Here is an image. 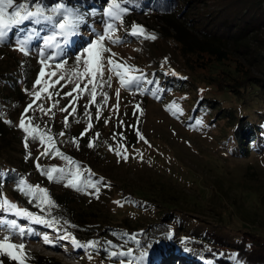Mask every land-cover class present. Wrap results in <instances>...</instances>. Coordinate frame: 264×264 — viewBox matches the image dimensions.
I'll return each instance as SVG.
<instances>
[{
  "label": "rangeland",
  "instance_id": "rangeland-1",
  "mask_svg": "<svg viewBox=\"0 0 264 264\" xmlns=\"http://www.w3.org/2000/svg\"><path fill=\"white\" fill-rule=\"evenodd\" d=\"M225 1L180 0L181 9L172 16L128 11L123 16V24L117 22L114 34V38L120 37L123 43L113 45L105 41L110 52L103 53L104 79L112 77L111 87L98 88L97 92L106 93L109 97L104 114L106 121L118 120L122 114L124 118L132 117L137 105L142 108L144 118L143 141L119 150L120 157L116 151L109 152L102 169L87 172V177L99 188V192L90 193L85 201L90 217H97L100 227L108 225L109 221L124 224L126 221L130 226L125 227L136 238L132 243L135 250L131 249V256L111 259L108 264H121V260L126 264L127 261L132 264H211L205 257V248L192 245L206 243L201 240L205 232L215 233L229 241L239 235L264 245V146L256 145L249 151L248 143L239 142L232 135L231 120L227 118V123L226 119L216 117L224 111L234 112L242 101L233 95L234 90L228 84L231 77H238L242 70H250L253 76L264 80V76L256 71L257 60L252 57L258 58L259 51L261 55L264 52V27L249 31L239 39H233L227 30L225 34L219 29L211 30L209 24H214L212 22L219 13L222 17L233 14L236 1L230 0L222 5ZM89 5L96 10L91 17L95 23L94 32L102 34L107 20L103 14L108 7L107 0H89ZM261 7L264 8V0ZM190 8L194 9L192 17L198 22L205 21L204 17H207V34L211 32L216 38L222 37L219 38V48L226 56L223 64L206 70L196 64L195 56L183 58L179 46L171 39L172 35L179 34L187 45L199 43L198 33L181 20V15ZM133 24L143 27L142 36L127 34ZM166 27H169V35L165 34ZM200 28L202 30L203 27ZM84 34L85 40L80 39L77 50L83 48L81 56L87 59L84 48L95 36L89 31ZM153 35L155 40L150 38ZM13 52L19 53L16 49ZM76 57L67 60L65 66L68 71L43 66L44 78H49L48 74L53 70L64 75L74 69L82 72V63L75 65ZM109 57L117 64L126 63L139 70L129 74L142 72L155 83H143L144 94H140L135 86L121 88L119 77L107 71ZM173 72L176 75H172ZM56 78L51 77L53 80ZM87 79L85 77L83 82L86 83ZM204 87L209 90L202 95ZM152 91H156V96ZM223 92L225 94L222 95ZM252 92L253 89L249 93ZM218 94L226 95V100L218 98ZM204 102L211 105L207 113L196 108L197 105L201 108ZM168 106L171 110H166ZM261 142L264 144V136ZM41 149L39 145L32 148L36 155ZM125 155L128 157L126 160L122 158ZM164 213L173 215V224H168L167 215L160 218ZM3 219H17L22 226L27 224L52 240H56L58 234L70 233L60 229L58 233L56 227L49 229L39 224H28L0 210V220ZM6 234L0 230V240ZM11 242L18 245L21 240L14 237ZM25 250L40 258L51 259L55 264H93L96 259L89 249L74 248L69 240L60 241L59 246H51L45 245L39 237H28ZM141 252L146 255L142 261H137ZM6 258V254H0V259L6 261Z\"/></svg>",
  "mask_w": 264,
  "mask_h": 264
},
{
  "label": "trees",
  "instance_id": "trees-1",
  "mask_svg": "<svg viewBox=\"0 0 264 264\" xmlns=\"http://www.w3.org/2000/svg\"><path fill=\"white\" fill-rule=\"evenodd\" d=\"M179 1L132 0V3L127 5V7L129 8V12L140 11L147 15L160 13L172 16L181 9ZM229 1L226 0L222 5L228 4ZM234 1L236 3L232 9L233 14L231 17H222L221 13H219L218 16L221 15L222 18L218 16L214 18L212 22L214 24H209L211 30L219 29L224 34V31L227 30L231 32L233 39H239L244 34H248L249 31L253 32L260 29V27H264V8L261 7L262 0ZM14 2H24V0H14ZM32 2L33 7L30 10L35 9V0H32ZM42 2L47 7L54 6L59 2L68 7L78 9L85 14V23L81 25L80 35L70 38L66 46L63 44L62 39L59 36L57 37V40L61 42L65 51L61 56L50 61L49 64L40 63L39 49L43 47V40L40 38L35 39L31 43V52L28 56H24L20 51L18 54L13 52V49H16V29H13L9 33V40L7 42L0 44V194L10 202H14L19 208L37 213L50 221H58V223L54 224V227L69 231L83 244L88 241L97 242L95 249H89L91 255L96 256L93 264H108L111 262V259H123L112 257L110 255L111 252L127 249L135 250L134 246H132L134 240L132 239L131 232L125 227V225L130 226L128 222L125 221L124 224L121 221H109L108 225L100 227L98 218L90 217L85 201L88 195L96 193V190L87 187V183L89 181L92 183L96 182L87 177V172L102 169L109 157V152L115 151L110 150V148L121 150L122 148L131 147L139 143L140 139L136 135V132L138 130L142 134L143 110L139 107V109L134 110L130 118H124L122 114L118 117V120L109 123L107 121L105 123L104 114L108 106V94L106 102L104 95L99 92H97L95 104L89 103L91 97L88 95L80 96L73 101V97L77 96V93H73L71 97L64 96L63 93L71 92L74 85L68 83L67 80H61L55 88H49V91L53 93L58 91L61 95H53L52 99H47L46 95L42 93V101H37V104H42L45 110L51 107V113L45 115L36 108V105L33 106L34 110H30L28 113L32 117L33 123L39 126V131L46 133V135L43 145L37 141H29L28 151L31 152V157L27 160L25 159V133L19 129L18 125L21 114L24 113L26 106L33 100V96L30 93L40 87H48L49 85V78L41 77V85H37L36 89L33 87L39 77L41 68L46 65L55 68L56 63H61L62 66L57 70L68 71V68L65 66L68 64L67 60L72 56H81L83 53V48L80 51L77 50V47L81 43L80 39H83V42L85 40L84 32L89 31L92 34L95 31V23L91 17L96 10L90 8L89 0H42ZM85 5H88V7L85 8ZM193 10L190 8L188 12L182 14L181 20L198 33L200 37V39L198 38L199 43L197 45H187L186 41L179 34L172 35L171 39L179 46V52L183 58L193 55L195 56V60L198 61L196 64L199 63L198 65L202 68L209 70L214 65L223 64L226 60L224 52L219 48V38L222 37L216 38L215 35L210 34L211 32L207 34L205 32L206 23L208 22L207 17H204L205 21L198 22L195 17H192L194 14ZM21 27L23 29L20 31L21 37L25 36L32 28H39V26L33 25L30 22H25ZM200 27H205V30L203 28L201 30ZM168 30L169 27H166L164 30L166 35H169ZM49 34H51L50 31H42L40 33L41 37ZM78 51L80 52L77 53ZM52 53L53 49L46 51L47 55H52ZM259 53L258 58L253 55L252 57L257 60L258 67L256 71L259 75L264 76V52L262 55L260 51ZM76 63L80 64L75 60V65ZM159 63L163 62L160 61ZM230 80L231 83L228 84L234 90L233 93L235 94L233 95L240 97L242 101L234 108V112L224 111L216 117L226 119L227 123H229L227 118L231 120L233 123L232 135L239 142L244 141L248 143L250 146L249 151L256 145L262 148L264 146L263 142H261L264 136V80L253 76L250 70H242L241 74H238V77H231ZM84 83H81V88H83ZM61 85H64V87H61ZM89 88L91 87L89 86ZM203 89L202 95L207 94L209 88L204 87ZM251 89H253V92L249 93ZM223 94L225 93L223 92ZM222 95L218 94V98L226 100V95ZM56 100H59V104L52 107ZM73 103L77 111L73 115L68 116V127L65 128L64 117L68 113L61 112L59 109L69 106V111H71ZM85 105H87V116L85 115ZM201 105V108L198 105L196 108L200 109L202 113H207L211 107L210 103L208 106L207 102ZM97 109L100 112L99 119L96 118ZM131 118L132 121H130ZM89 122L93 125L92 129L84 137H80V133L84 131ZM49 129L50 131H48ZM60 132H64L65 135L60 136ZM97 134L99 135L97 136ZM114 134L116 135L114 136ZM120 134H123L122 139ZM48 135L53 137L52 143L55 145V148L59 149L65 157L70 158L74 162V165L69 164L68 160L62 159L59 156L51 155L42 156L37 161L36 157L40 153L36 155L33 153L32 148L35 145H39L42 148V152L45 148L50 147L51 145L47 140ZM74 139L76 140L75 143L73 142ZM90 141L93 143V147L91 148L88 147ZM37 163L44 169L53 166L65 169L63 173L64 179L50 182L46 175L41 174L37 170ZM73 172L79 173L77 181L83 191L65 187L68 180L72 178L70 174ZM60 175L61 173H54V176ZM21 179L27 185H39L41 188L46 189L48 197L52 201V206H44V211H41V208H38L36 203H29L28 197L17 189V185ZM166 215L168 218H166ZM164 217L167 219L169 225L175 221L173 215L171 216L168 213H164L160 218L163 219ZM65 221H67V224L64 223ZM96 225L99 226L98 229ZM131 228L133 227L131 226ZM201 240L206 243H192V245L197 248H205V257L211 264H234L231 259L233 254L238 256L242 264H264V245H260L257 242L254 243L250 238L238 235V238L229 241L215 233L205 232ZM209 244L211 247H209ZM28 253L31 254V258L27 261V264H55L52 263L53 260L51 259H43L31 252ZM6 259V261L0 259V264H16V261L12 260L9 256Z\"/></svg>",
  "mask_w": 264,
  "mask_h": 264
},
{
  "label": "snow or ice",
  "instance_id": "snow-or-ice-1",
  "mask_svg": "<svg viewBox=\"0 0 264 264\" xmlns=\"http://www.w3.org/2000/svg\"><path fill=\"white\" fill-rule=\"evenodd\" d=\"M132 3V0H107L108 7L104 10V16L107 18L105 21V26L102 34H97L94 31L92 34L95 36V39L89 40L87 46L84 48V53L88 54V58L85 59L82 56H77L76 61L78 63H82L83 71H76L75 69L72 73L64 75L60 74L57 71L53 70L49 75V85L48 87H40L39 89L30 93L33 96V100L26 106L24 113L21 114L19 129H21L24 133V146L26 149L25 159H29L31 157V152L29 149V141H37L41 145L45 142L46 133H41L39 131V126L33 123V119L28 115L30 110H34L33 106L36 105L41 112L45 115L51 113L52 108H48L45 110L42 107V104H37V101H42V93H44L47 99H52L53 95H61L60 92H51L49 88H55L57 84L61 80H67L68 83L73 84L71 92L63 93L64 96L71 97L73 93H77V96L73 97V101L78 99L80 96L88 95L91 97L89 103H96V95L97 89L103 88L104 86L111 87V79L109 76L106 80L104 79V63H103V53L110 52V49L105 46V41L110 42L113 45L123 43V40L120 37H115L114 34L117 30V22L119 24H123V16L126 15L129 11L127 5ZM33 7L32 0H24V2H14V0H0V44H4L9 40V33L13 30H17V37L15 40V48L20 51L24 56H28L31 52L30 45L31 43L40 38L43 40V47L39 49V55L41 57V64H49L50 61L55 60L57 57L61 56L65 48L61 45V42L57 40L59 36L63 44L66 46L72 37H76L80 35L81 25L85 23V14L79 11L78 9H74L72 7H68L63 3L57 2L54 6L47 7L43 5L42 0H35V9L30 10ZM47 13V14H46ZM25 22H30L33 25L39 26V28H32L27 34L23 37L20 36V31H22V25ZM42 31H50L51 34L44 35L41 37L40 33ZM131 36H142L143 35V27L133 24L131 30L127 33ZM155 40L156 37L153 35L150 37ZM48 49H53L52 55H47L46 51ZM112 55H115L114 53ZM66 63V62H65ZM50 66V65H49ZM61 63H56L55 68L59 69L61 67ZM123 68L125 71L121 72L120 69ZM107 71L110 73H114L119 77L120 87L124 89H131L135 86L140 94H144V89L142 87L143 83H147L149 85L154 84L153 80L147 79L142 72L139 75H131L129 73H134L139 71L133 66H129L126 63L121 65L117 64L113 61L111 57L108 58V68ZM45 69L42 67L40 70L39 77L34 83V89H36L37 85H41V77L45 76ZM172 75H176L174 72ZM51 77H57L56 80H52ZM87 77V82L84 83L83 88H81V83L84 81V78ZM89 85H92L89 88ZM64 87V85H61ZM153 96H156V91H152ZM119 95V90H117V96ZM159 98V97H157ZM104 100L107 101V94H104ZM59 104V100H56L52 107ZM85 107V115H88L87 105ZM139 105L137 108L139 109ZM61 112H67L68 115L64 117L65 120V128L68 127V116L76 113L77 109L75 104L71 105V111H69V106H65L59 109ZM166 110H171V106H168ZM179 111V109H177ZM175 114V113H173ZM96 118H100L99 109L96 110ZM79 122V121H77ZM107 123V121H105ZM197 124H200V121H197ZM93 125L91 122L87 124L84 131L80 133V137H84L86 133L92 129ZM50 131V129L48 130ZM60 136H64V132L59 133ZM99 134H97L98 136ZM116 134H114L115 136ZM136 135L140 140H144V137L137 130ZM121 139L123 138V134H120ZM47 140L51 145L48 148H45L40 155L36 157L37 161L42 156H59L62 159L68 160L69 164H73L70 158L65 157L63 153L59 151V149L55 148V145L52 143L53 137L51 135L47 136ZM75 143L76 140L74 139ZM146 143V141H145ZM88 147H93V143L90 141ZM115 150L116 155L118 157L121 156V153L118 149ZM123 159H127V155L122 157ZM36 168L41 174L47 176V179L52 181L63 180V173L65 169L57 168L55 166L50 167L48 169L42 168V166L37 163ZM54 173H61L60 176H54ZM71 179L65 184V187H70L78 191H83V189L79 186L77 181V177L79 175L78 172H73L70 174ZM87 187L94 188L96 192H99V188L96 183H92L89 181L87 183ZM17 189L21 191L26 197L29 199V203H36L38 208H41V211H44V206H52V201L48 197L47 190L41 188L39 185H27L26 182L21 179L17 185ZM116 203H120L117 201ZM0 210L5 213H11L15 217L19 219H23L28 222V224H39L43 225L49 229L54 227V224L58 223V221H50L45 219L44 216H41L37 213H33L24 208H19L15 203L10 202L7 198H4L2 194H0ZM67 224V221L64 222ZM0 230L5 231L7 234L0 240V254H6L12 260L16 261V264H27V261L31 258V254L25 250V240L28 237H39L45 245L51 246H59L60 241L69 240L74 248H84V249H95L97 247V242L88 241L84 244H81L71 233L64 232L63 234H58L56 240H52L49 238L47 234L41 235L36 232L35 229L28 227L27 224L21 225L18 223L17 219H3L0 220ZM59 233L60 230L57 229ZM171 237V233L168 234ZM14 237H18L21 240L20 244L12 243V239ZM135 240V236L132 237ZM139 244V241H137ZM110 255L112 257H125L131 256L132 250L129 249L127 252H111ZM146 253L141 252L139 257H137V261H142L145 257ZM91 259V256H89ZM234 264H242L236 254L231 256ZM121 264H126L125 260H121ZM127 264H132L131 261H127Z\"/></svg>",
  "mask_w": 264,
  "mask_h": 264
}]
</instances>
